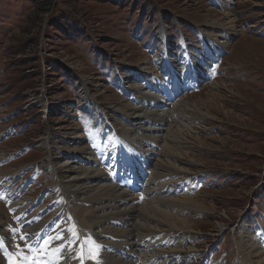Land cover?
I'll list each match as a JSON object with an SVG mask.
<instances>
[{
	"label": "rangeland",
	"instance_id": "374dc122",
	"mask_svg": "<svg viewBox=\"0 0 264 264\" xmlns=\"http://www.w3.org/2000/svg\"><path fill=\"white\" fill-rule=\"evenodd\" d=\"M226 15L237 20L234 28L220 27L221 23H227ZM218 21L221 32L213 30L216 23L211 25ZM200 29L213 40L202 41L197 34ZM182 39L188 48L179 47ZM164 40L169 58L177 59L180 55L184 59L188 52L197 54L198 50L189 46L197 44L203 49L204 42L206 45L226 43V55L219 77L171 104L172 113L187 104L196 105L209 116L206 120H198L200 114L196 111L189 115L194 121L185 122L174 115L164 125H154L150 118L139 122L145 123L146 128H156L157 134L167 142L168 130L181 128V122L196 131L192 134L196 140L184 143L185 147L180 143L171 144L180 147L197 164H190L189 172L171 174L160 180L154 159L161 158L163 149L149 144L154 152L150 155L136 145L131 146L125 135L133 129L134 123L126 121L127 116L132 117L129 109H152L149 108L150 98L144 92L159 95L157 90L168 86L172 78L166 76L167 82H160L161 87L156 89H153L156 81L152 78V85H145L155 90L150 91L137 82V76L128 68H137V73L142 72V75L149 72L161 75L156 61L165 50ZM170 44L173 47H169ZM175 48L182 51L177 53ZM190 55L187 64H190ZM194 58L191 60L197 66L200 61ZM196 66L192 67L195 71ZM168 69L171 72L170 67ZM142 75L141 80L148 77ZM121 77L127 79V88H137L133 94L120 88ZM209 80L208 77L206 81ZM177 86L175 93L180 87ZM87 90L84 96L83 91ZM136 92L142 96V102ZM126 94L133 95L136 102L129 100ZM209 102L215 103L212 108L205 104ZM163 104L159 110L166 112L168 107ZM100 111L107 114L116 134L104 139L102 145L95 143L93 134L100 128L111 132L113 128H104L106 118L96 115ZM115 114L116 119L112 116ZM115 137L126 143H115ZM43 141L47 143L45 147L40 146ZM75 149L82 150L80 155H86L87 151L83 153L87 149L98 153L96 168L108 171L111 179L121 175L126 162L135 171L140 161L138 156L143 157L146 160L142 162V172L133 177V181L140 180V187L143 181L149 180L150 184L157 185V200L188 196L205 205V214L189 215L193 228L199 233L191 242L198 252L181 264H247V254L242 253V247L251 238L260 239L264 227V0H0V171L6 174L2 182L10 180L11 188L20 196L12 203L6 197L0 199V220L8 227V236L0 234V249L8 244L7 252L13 253V257H17L18 252V256L39 262L40 251L30 246L32 224L24 220L33 218L32 214L40 208L42 220L50 218L53 208H50L48 193L58 178L50 179L48 172L66 161L85 166L81 159L73 157ZM113 149L120 150L114 157ZM109 159H115L117 173L112 174L105 163ZM150 161L148 169L146 162ZM121 178L126 179V176L121 175ZM127 178L130 180L129 176ZM172 188L175 192L162 195V191ZM126 191L129 190L126 188ZM137 196L144 203L139 195L132 194L133 198ZM26 198L34 201L30 210L16 215V209L11 206ZM152 198L153 194L150 202L154 207L161 208ZM69 216L68 225L78 226L77 231L84 232L87 240H93V232L87 226L81 227L70 211ZM219 225L223 226L221 232L216 229ZM51 233V229L42 230L36 240L42 241ZM263 242L264 239L258 247ZM116 248L129 256L125 258L118 252L114 256L137 260L129 250ZM162 248H168L167 244ZM0 254L4 264H17L16 258L8 259L1 250ZM98 254L95 264H99Z\"/></svg>",
	"mask_w": 264,
	"mask_h": 264
},
{
	"label": "bare ground",
	"instance_id": "6f19581e",
	"mask_svg": "<svg viewBox=\"0 0 264 264\" xmlns=\"http://www.w3.org/2000/svg\"><path fill=\"white\" fill-rule=\"evenodd\" d=\"M230 17L231 15L230 16L226 15L224 17V19H227L226 21L227 23L220 22L222 24L220 25L221 28L222 26H227V25L232 26L230 28H234V23L237 22V20L236 21L234 20L235 17H233L234 19H231ZM215 23L217 24L219 23V21L214 22L211 25H214ZM220 27L217 24V26L216 25L214 26L213 30L215 32H218L220 30L218 28ZM198 33L200 36L199 38L202 40H211V41L213 40L211 36L204 34V32L201 29L198 30ZM165 40H164V44L162 42L164 46L165 44H167V42L165 43ZM225 44L226 43H222L221 46L225 47ZM169 47H173V46L170 44ZM179 47L188 48V44L186 43V41H184V39H182ZM189 47L195 50L197 49L198 53L197 54L192 53L191 55L190 52H188V54L186 53L187 55L183 53L185 55L183 61L186 62L187 58L189 61V55H190V64L192 62L194 64L193 67L195 68L196 64L191 60V58L195 60L194 57H197L198 60V58H200L201 55H203L202 54L203 50L199 48L197 44H192ZM167 48L168 47L165 46V50H164L165 54L167 53L166 52ZM175 49L178 52H180L181 50L180 48L178 49L175 48ZM219 53H220L219 50L212 51V53L208 57L199 60L200 63H203V66L199 68V70H197L199 71L198 73L200 77H203V75L206 74L207 71H210V74L208 75L210 79H212L213 76H215L216 69H214V67L218 62ZM161 57L163 58H160L159 61L157 60L156 64L158 62V66L163 69L162 66L165 63L164 54ZM166 57H168L169 59L167 63L169 68V66L174 63L175 59L169 58L168 55ZM178 61H180L179 56L177 58V62ZM146 62L149 63V61ZM207 66L208 69L206 68ZM198 67L199 65L196 66V69H198ZM128 69L131 70V72L134 73L139 80H141L140 78L142 72L137 73L138 70L137 68L131 69L129 67ZM145 74L150 75L149 73H145ZM145 74L142 76L143 77L146 76ZM196 75L197 74H195L194 76ZM165 76H168V78L171 77V72H168L167 70ZM121 78H119L120 88L121 89L123 88L125 91L129 92V94H133L134 90L135 91L137 90L136 86L134 87L136 89L127 88L126 86L127 79L123 77ZM152 78L155 81L157 80V77H151V78H144L141 81L144 83V85H146V83L152 85L153 83ZM192 80L194 79H191V82L189 83H187L186 80H181V81L179 80V82L176 81L173 82L172 80H168V86L164 85L163 88L157 90L158 94L160 95L161 91L165 89L169 92L170 96L174 97L177 94L175 93L176 92L175 87H178L177 85H179L180 87L184 86L187 89H189L190 86L195 87L194 84L196 83V81L192 82ZM196 80L198 82L199 78L197 77ZM81 84L85 86L83 82ZM87 93L88 90L83 91L84 96ZM129 94H126L127 98L133 102H136V98H134L133 95H129ZM134 94H137V98L142 102L143 100L142 96H140L138 92ZM144 95L150 98L152 105H150L149 108L152 109L145 110V107H141V106L139 110H137V108L134 107L129 109L132 111V115L130 114L132 117L130 118V116H127L126 121L128 122L131 121V123L134 121V123H132L133 129H131V131L129 130V132L126 133L127 135H125L128 141H131L133 143L132 144L130 142L129 144L131 146L136 145L140 150L142 151L144 150L145 153H150V155H153L154 152L149 144L155 146L157 145L159 146V148L163 149L161 158L154 159V161H157L156 167L158 168L159 172L156 174L157 177L160 178V180L161 178H166L171 174L177 173L178 175V173L189 172L190 170L188 171V169L190 164L192 163L197 164V163L193 162L190 158V155L187 154L186 152H183L180 147L175 148L172 145L180 143L183 145L182 147H185L184 143L190 144L192 140L194 141L196 140L194 136L192 137V134L193 135L196 134L194 127L193 126L187 127L188 124L185 123L187 121L193 120V118L189 116L190 114L195 113L197 111V113L201 115V116L198 115L200 117L197 116V119L198 120L201 119L203 121L206 120L209 116L204 114L199 108H197L196 105L191 106L188 104L186 106H183L182 109L180 107L175 109L173 111L174 113H172L171 107L174 104L173 103L171 105V101H173L172 97L171 99L169 98L170 101L169 100L163 101L166 107H168L166 113L162 109L159 110L160 108L157 109L156 105L158 104V102H161L159 95L155 93L151 94L145 92ZM153 102H155L156 105H153ZM212 102L205 104L206 105L208 104L209 107L212 108L211 105L215 104ZM147 106H149V104H147ZM97 107L102 112L104 111L99 106ZM99 109H97V111H99ZM101 111L96 113V115L101 117L103 115L107 120V114L106 113L102 114ZM110 111L113 112V114L116 113L115 110L109 109V112ZM174 115L178 116L179 119H182L185 122L184 123L181 122L180 123L181 128L177 130H172V129L168 130L167 133L168 142L165 140L163 141V139L160 137L161 135L159 136L157 134L156 128H148V127L146 128L144 125L145 123L143 122H142L143 124L139 123L144 118H150L154 121L153 123L154 125L155 124L159 125L160 123L164 125L166 121L169 120ZM112 116L113 117L115 116L116 119L118 115L116 116L115 114ZM99 124H101V122H99ZM150 124L151 123H149V125ZM103 126L104 128H113V131L111 132L108 131L107 129L104 130L100 128V130H97L96 132L101 134V136H95L94 134H97L96 132L93 134L95 143L98 142L101 144L104 141V139L106 140L109 137L116 135L114 134L115 132L114 126L110 121L108 120L107 122L105 121ZM144 127L146 128L147 131L143 129ZM134 128H136V130L140 131L141 133L135 131ZM141 130H143V132ZM76 140L79 141L78 138H76ZM113 140L117 144H122L123 142L124 144L126 143L125 140H122L121 138L118 137H115ZM46 144L47 143L43 141L40 143V146L45 147ZM146 144L149 146H146ZM81 151H82L81 149H75L73 151L75 153L73 157H75V159L76 158L81 159V161L85 163L86 167L84 165L75 166L70 164L69 161H66L62 165L56 166V168H50L49 170L50 172H48V176L50 177L51 175L50 179L53 180V177L55 176L58 178L56 179L57 184L51 187L48 193V198L51 201L50 208L51 209L53 208L50 218L46 220H42V216L40 214L42 208H40L35 210V212L32 214L31 217L33 218H27L24 220L32 224L29 232L33 236L31 238V241L32 243H35V245H33L28 238L27 240H29L30 246L33 249L37 250L38 252L40 251L41 254L39 256V262H33L32 260H29L30 257L28 256H27L28 258H24L22 255L18 256V252L16 253L17 257H13L15 256L13 253L7 252L8 250L7 248L8 244H7L5 249H0V250L7 254L8 259L10 257H12L10 260L16 258L17 264H76L77 261H81L82 264H95L94 262L96 260V255L99 252L98 260H97V263L99 264H181L182 262L191 259L193 255L198 252V250L194 247L193 243L191 242L199 233L196 232V230L193 228L194 223L192 221V218L189 217V215H191V213L205 214L204 212L205 205L202 202L196 201L194 197H188V196L175 198L172 200H166V199L157 200L155 198L159 195V192L156 191L158 190L156 188L157 185L156 183L150 184V181L147 180L141 183V188L143 189L146 188V184L148 185L146 192L144 191V194H146V199L144 200V203H142L141 200L138 198V196L135 198L132 197L133 192H135V190L137 189L136 185L140 183L139 179L138 181H133V177L137 173L136 169L135 171H133L132 167H124L123 170L121 171V175L126 176L127 189L129 190L126 191L123 190L121 186H116L113 183L111 177L109 176L111 174L108 175V171H104L102 169L96 168V163H98L96 156L98 155V153L96 154L95 151L88 152L87 149L83 153L85 154L87 151L86 155H80V153H82ZM118 151L117 149H113V157L118 153ZM68 154L69 156H72V153H68ZM162 156L165 159H168V162H166L165 159L162 158ZM105 163L110 168L112 174L117 173L116 172L117 170L115 168L116 165L115 159L106 160ZM120 166L123 167L122 163L120 164ZM1 173L2 172L0 171V195L2 194L3 196H5L8 199L9 203H12L15 200H19L20 198L19 192L11 188L10 180L7 181L4 180V182H2L3 175L5 176L6 174L4 173L1 174ZM127 176L130 177V180H128ZM190 186L192 188L191 182H190ZM182 190L185 192L188 191L187 189H182ZM172 192H175V188L169 190V194ZM179 192L180 190L177 189L176 193ZM152 194L156 202H159L160 205L162 206L161 208L165 207V209H161L156 206L154 207L152 202H150ZM153 198L152 201H155L153 200ZM33 203L34 201L30 202V200H27L26 198V199H21L20 203L14 204L11 207L16 209L17 211L16 215H21L22 213H26L28 210H30L31 205ZM56 203H61V205L59 206L55 205ZM69 203L71 204V207ZM68 210L73 214L74 218H76L79 221V225L81 227L87 226L93 232L94 234L93 240L92 239L87 240L86 237L84 236L86 235L84 232L83 235L82 233H80V231H77L76 228L78 226L74 224L68 225L69 223L68 221H70L71 219ZM184 213H186L187 216L184 217L183 216ZM86 218L87 220L85 221ZM118 225H120V227ZM46 226H48V228H46ZM6 229L8 230V227L6 226L5 223H2L0 220V234L3 236L5 235L8 236ZM45 229H51L52 233L49 235L46 234L42 241L36 240L39 233L42 230L45 231ZM216 229L217 232H221L223 230V226L219 225L216 227ZM261 230L263 231V234L260 236L261 240L258 237H256V239H258L256 241L254 238H251V240L247 241L248 243L244 244V246L242 247V251H243L242 253L246 252L247 254V262H248L247 264H264V254H263L264 252L263 251L260 252L259 250V248L264 250V242L261 246L262 248L258 247V244H260L261 241L264 239V227H262ZM188 239L189 241H187ZM178 240L180 243H178ZM5 241L8 243L9 239H6ZM163 244H167L168 248L163 249L162 248ZM108 246L119 247L121 249L129 250L130 254L132 252L133 255L137 257V260L135 261L128 260L122 257L110 255L111 252L109 253L107 251ZM0 264H4V259L1 256V254H0Z\"/></svg>",
	"mask_w": 264,
	"mask_h": 264
},
{
	"label": "trees",
	"instance_id": "16d2710c",
	"mask_svg": "<svg viewBox=\"0 0 264 264\" xmlns=\"http://www.w3.org/2000/svg\"><path fill=\"white\" fill-rule=\"evenodd\" d=\"M46 10V9H45Z\"/></svg>",
	"mask_w": 264,
	"mask_h": 264
}]
</instances>
